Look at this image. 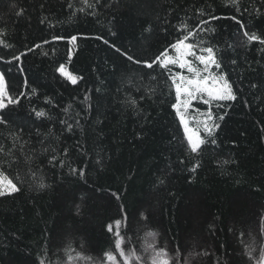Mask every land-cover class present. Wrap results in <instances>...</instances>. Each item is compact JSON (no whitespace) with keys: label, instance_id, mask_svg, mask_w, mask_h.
<instances>
[{"label":"trees","instance_id":"obj_1","mask_svg":"<svg viewBox=\"0 0 264 264\" xmlns=\"http://www.w3.org/2000/svg\"><path fill=\"white\" fill-rule=\"evenodd\" d=\"M71 2L81 6L80 0ZM112 2L114 7L99 8L95 16L78 14L77 19L69 16V0H0V31L6 33L0 36V73L5 74L10 95L25 93L10 119L25 125L24 138L31 133L37 151L41 146L35 143L36 128L43 133L51 128L50 147L67 165L62 171L59 165L40 166L43 173L37 175L50 186L44 191L31 189L29 181L14 197L0 198V264H38L41 259L45 264H67L68 255L75 258L77 253L91 261L73 259L71 264H101L105 251L118 256L117 220L125 238L122 247L134 248L145 264L149 254L144 249L151 244L181 264H225V253H230L231 264H249L240 253L255 238L258 257L264 227V46H241L239 25L230 17L264 32V0H240L241 9L248 8L251 15L238 14L235 7L226 6L228 0ZM210 15L220 19L210 20ZM201 19L210 20L204 28L215 30L224 53L223 70L237 99L227 108L213 105L214 113L226 112L225 119L217 121V145H206L194 156L180 144L182 131L168 89L161 82L151 99L141 100L148 87L157 85L142 75L152 70L138 68L116 49L150 59L175 42L181 22L191 27ZM73 35L78 39L69 43ZM53 36L64 39L54 41ZM21 52L26 55L13 60ZM9 60L11 64L4 63ZM61 64L83 79L71 85L56 71ZM253 82L259 84L257 89L250 87ZM45 97L55 107L44 104ZM132 99L137 101L135 109L125 103ZM69 104L66 117L62 109ZM32 107L44 108L52 120L29 118ZM198 107L208 110L206 105ZM61 118L73 123L79 118L81 124L74 132H61ZM0 131L6 135L8 129ZM63 148L69 150L67 157ZM224 161L229 163L221 167ZM197 163L199 167L190 171ZM69 167L84 169L86 177L70 176ZM5 174L14 179L16 172L8 169Z\"/></svg>","mask_w":264,"mask_h":264},{"label":"snow or ice","instance_id":"obj_2","mask_svg":"<svg viewBox=\"0 0 264 264\" xmlns=\"http://www.w3.org/2000/svg\"><path fill=\"white\" fill-rule=\"evenodd\" d=\"M80 5V7H74L71 0H69L68 8L73 9L69 14L70 18L78 19V14L95 16L97 15V9L105 6H115L112 0H80ZM226 6L235 7V11L240 15H243L244 12H248L251 15L248 8L241 9L240 0H228ZM256 11L259 14L260 9ZM16 14L18 16L22 15L23 10ZM197 14L203 17L205 12L197 10ZM217 19H220V17L210 15V20ZM230 19L239 25V30L243 37L240 41L241 46H249L253 43L264 46V32L258 33L257 31H253L241 19L237 18V16H232ZM210 20L201 19L199 23L191 27L187 23L181 22L179 27L176 28L179 35L175 42L169 43L167 47L163 48L150 59H137L128 52L121 51L119 48L116 49L121 56L132 64L137 65L138 68L152 70V72H142V75L150 77V80L156 81L157 85L148 87L145 94L141 96V100L145 98L151 99L161 82L168 89V96L172 98L170 100V108L175 113L179 129L182 131L180 144L186 153L194 156L201 154L206 145H217V133L221 129V123L217 121H223L226 112L221 114L214 113L212 111L213 105L217 109L227 108L229 107V102L237 99L234 85L230 81L227 72L223 70L224 53L216 41L215 30L203 27L209 24ZM41 23H44V20H41ZM146 31L150 32L151 28L146 29ZM164 31L167 33L166 28ZM205 33H207L206 36L204 35ZM3 35H6V33L0 31V36ZM63 39V36H53L54 41ZM77 39L78 37L73 35L68 38V41L69 43H73ZM45 42L47 43V41ZM3 46L7 47V45ZM36 47H40V45ZM232 47L233 45H228V48ZM172 53L175 54L173 55ZM24 55L26 53L23 52L20 55H14L13 60L19 61ZM69 55H71V50H69ZM4 63L11 64L12 61H4ZM238 63L237 59H231L233 66H237ZM156 69L160 70L159 73L153 74L156 72ZM174 69H179V71H174ZM56 71L73 86H76L83 79L82 77L68 73L63 64L59 65ZM250 87L257 89L259 84L253 82L250 84ZM137 90L139 91L140 89L138 88ZM9 92L10 87L6 85L5 74L0 73V127L8 129L6 135L0 131V136L4 138L3 141H0V198L14 197L23 191L22 185L29 183V181H31L29 184L31 189L44 191L50 186L44 182L43 175H37L38 171L43 173V167L40 166L55 169L59 165L61 171L67 166L65 160L56 154V149L50 147L51 138L54 135L51 128L47 129L46 133L41 132L39 127L36 128L35 143L41 146L39 151H37L31 140V133L28 134V139L24 138L25 125H16L10 119L9 114L18 106H22L20 97L24 96L25 93L20 92L18 96H12ZM32 94L36 96L37 89L33 88ZM29 99L31 100V98ZM84 100L87 102L89 97L85 95ZM125 103H129L133 109L137 107V101L135 99L130 101L126 100ZM44 104L55 107L51 99L47 97L44 98ZM200 104L208 106V110L201 112L198 107ZM71 107L72 105L69 104L62 109L66 117ZM88 110H91V104H88ZM33 115L35 120H39L41 123L45 120H52V116L44 108L37 110L35 107H32L29 118ZM79 115L77 113V117ZM58 123L61 126V132H74L75 128L81 124V120L75 118L73 123L70 122V118H61L58 120ZM137 138L139 139V135ZM5 141H10V144L5 143ZM46 144L49 146H45ZM68 153L69 150L67 148L62 149V155L64 157H67ZM41 156H43V159H41ZM45 161H47L46 165ZM37 162L39 163L37 164ZM231 162L235 163V161ZM96 163L102 166L103 161L97 160ZM180 163L183 164L184 161L181 160ZM227 163L229 161H224L220 166L222 167L223 164ZM33 165H37V167L33 168ZM197 167H199V163L194 165L190 171L194 172ZM8 169L16 172L14 179L9 178L5 174V171ZM68 174L70 176H78L81 179L86 177V171L76 167H69ZM163 182V180L160 181V183ZM141 218L146 219L143 214H141ZM115 223L117 230L114 233V251L118 256L114 255L112 251H105L101 264H121V261L122 264H133V262L135 264H145L144 258L138 255L134 248L126 251L122 247L125 244V238L119 231L120 221L117 220ZM260 223L264 225V217L260 218ZM107 231L110 233L113 231L111 225L108 226ZM149 235H152V233H149ZM259 236L261 243L258 249V257L254 256V253L257 252V248L253 246L255 238L240 253V255L246 257L249 264H264V227L260 229ZM144 251L149 254L147 264H181L178 258L173 257L169 259L168 252L165 249L157 250L154 244L147 245ZM229 255L230 253H225V264H231L228 260ZM73 259L91 261V257L77 253L75 258L68 255L67 264H71ZM38 264H45V260H39ZM183 264H188V262L185 260Z\"/></svg>","mask_w":264,"mask_h":264},{"label":"rangeland","instance_id":"obj_3","mask_svg":"<svg viewBox=\"0 0 264 264\" xmlns=\"http://www.w3.org/2000/svg\"><path fill=\"white\" fill-rule=\"evenodd\" d=\"M173 55L175 54V53H172Z\"/></svg>","mask_w":264,"mask_h":264}]
</instances>
